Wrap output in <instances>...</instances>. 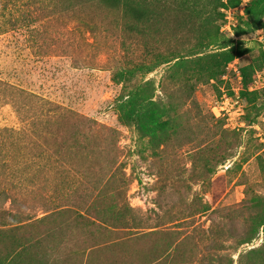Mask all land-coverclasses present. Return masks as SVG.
Instances as JSON below:
<instances>
[{
    "label": "rangeland",
    "instance_id": "374dc122",
    "mask_svg": "<svg viewBox=\"0 0 264 264\" xmlns=\"http://www.w3.org/2000/svg\"><path fill=\"white\" fill-rule=\"evenodd\" d=\"M18 1L15 17L41 19L0 33V80L88 120L65 118L55 139L81 147L83 166L87 155L97 164L82 190L85 211L44 213L33 195H19L15 209L35 218L0 227V256L10 248L17 264H264V231H249L259 217L251 200L264 196V29L236 37L238 15L232 32H221L222 9L204 0L207 29L219 27L205 47L201 22L185 21L172 0L140 33L97 0H51L42 10ZM228 38L249 49L235 59L240 77L228 65L219 77L197 76L198 57L220 52ZM174 57L185 60V85L172 77L178 59L127 80L134 66ZM18 116L1 106L0 129L19 130ZM66 172L48 171V208L65 193L56 184Z\"/></svg>",
    "mask_w": 264,
    "mask_h": 264
},
{
    "label": "trees",
    "instance_id": "16d2710c",
    "mask_svg": "<svg viewBox=\"0 0 264 264\" xmlns=\"http://www.w3.org/2000/svg\"><path fill=\"white\" fill-rule=\"evenodd\" d=\"M49 1L51 0H25L21 5L42 10L43 4L50 3ZM97 1L110 9L122 11L128 21L129 31L140 33L139 26L144 23L153 24L157 22L160 18V8L166 7L171 0ZM202 1L204 0H172V5L174 6V11L182 15L188 23L201 22L203 29L198 40L202 46L209 47L219 37V27H216L213 35L207 29L211 23L208 22V19L202 18ZM207 1L210 4L215 3L216 10L234 7L238 4L237 0H228L227 4H224L222 0ZM18 2L20 1L0 0V17L3 19V21H0V33H4L8 29L29 27L32 22L41 19L34 17L32 13L25 14L24 19L23 17H15L11 10L16 12V6L20 5L17 4ZM10 6L12 7L10 8ZM217 15L222 19L223 14L218 13ZM261 29H264V0H253L245 8L243 23L234 29L235 36H245ZM204 40H207L206 44H203ZM222 43L220 52L198 57L197 61L203 63V65L196 71L197 76H204L208 80L219 77L224 73L223 68L227 67L236 58L242 57L249 52V49L229 38L224 39ZM173 59L178 60L174 63L173 68L176 71L172 77H175L183 85L187 84L189 76L179 72L185 63L182 57L161 60L159 61L160 63L154 62L153 64L134 66L126 70L127 80L135 77L136 73L148 74L159 65L170 63ZM250 68V66H246L241 69L244 88L249 82L247 71ZM148 84L146 82L144 86ZM7 104H11L15 112L19 114L21 128L17 131L11 128L0 129V227L18 225L35 218L29 213L23 212V210L15 209L16 202L19 199L18 196L26 192L34 196V200L39 202L36 208L44 211V213L66 207L75 209L78 212L85 211L84 207L85 205L87 206L85 199L88 196H86V191L83 193L82 190L86 186L90 187L93 181L92 175L95 173L94 166L97 162L92 161L87 155V164L83 166L76 159L81 147L77 145L70 146L67 140L55 138L63 129L62 121L65 118L73 116L81 122L88 120L74 114L71 110H65L53 102L0 80V107ZM141 115L138 111H131L130 118L138 120L141 119ZM125 116L127 117L126 114ZM84 148L88 149L86 146ZM47 160L52 162V165H49L46 162ZM53 169H56L62 175L64 169H66V175H64V179H61L64 181L56 184L57 187L61 186L63 188L62 191L65 193L53 198L56 203L55 207L48 208L46 206L47 197H45L46 184L49 181L47 173ZM3 200H10V209L3 207ZM250 208L257 210V215H259L249 226L250 234L253 237L260 228L264 231V196L253 197ZM204 209V211L209 210L207 207H204ZM12 253L13 250L10 252L9 248L5 256H0V264H17L13 256L14 261L9 259ZM16 255V258L19 259L25 257L22 256L24 253L20 252ZM22 264H42V262L39 259L23 262Z\"/></svg>",
    "mask_w": 264,
    "mask_h": 264
},
{
    "label": "built area",
    "instance_id": "2783aa9c",
    "mask_svg": "<svg viewBox=\"0 0 264 264\" xmlns=\"http://www.w3.org/2000/svg\"><path fill=\"white\" fill-rule=\"evenodd\" d=\"M253 0H237L238 4L234 7H228L223 8L222 12L224 14V20L221 22L220 30L221 32H228L231 33L233 28L236 25V16L245 17V8L246 6ZM224 4H227L228 0H222ZM236 63V60H234L232 63L228 65L229 68H233L235 72L237 73V76L240 77L239 70L234 67V64ZM220 108L221 112L225 111L224 103L221 102L220 104H217ZM216 116L220 115L219 111H216Z\"/></svg>",
    "mask_w": 264,
    "mask_h": 264
}]
</instances>
